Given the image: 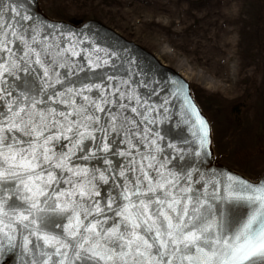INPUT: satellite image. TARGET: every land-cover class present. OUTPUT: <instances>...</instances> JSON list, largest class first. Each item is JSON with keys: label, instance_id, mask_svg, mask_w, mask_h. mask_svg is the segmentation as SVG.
I'll return each mask as SVG.
<instances>
[{"label": "snow or ice", "instance_id": "6c2138e0", "mask_svg": "<svg viewBox=\"0 0 264 264\" xmlns=\"http://www.w3.org/2000/svg\"><path fill=\"white\" fill-rule=\"evenodd\" d=\"M14 2L0 0V254L6 242L25 264H264V181L229 176L202 194L140 127L155 123L146 101L126 81L68 80L79 53L45 42ZM184 103L206 149L209 125ZM215 200L240 203L246 219L232 225Z\"/></svg>", "mask_w": 264, "mask_h": 264}, {"label": "rangeland", "instance_id": "374dc122", "mask_svg": "<svg viewBox=\"0 0 264 264\" xmlns=\"http://www.w3.org/2000/svg\"><path fill=\"white\" fill-rule=\"evenodd\" d=\"M52 19L95 20L190 86L217 163L264 173V5L258 0H38ZM236 107L239 115L236 114Z\"/></svg>", "mask_w": 264, "mask_h": 264}, {"label": "water", "instance_id": "95a60500", "mask_svg": "<svg viewBox=\"0 0 264 264\" xmlns=\"http://www.w3.org/2000/svg\"><path fill=\"white\" fill-rule=\"evenodd\" d=\"M11 7H18L22 13L30 15L42 33H51L50 36L42 37L45 42L58 44L62 49L74 47L79 53L77 56L68 53L71 61L68 67L75 73V75L70 73L68 80H75L77 83H100L103 80L105 84H120L126 81L127 85L124 87L139 95L142 101H146L144 108L152 110L148 114L155 123L142 122L140 127L143 129L147 125V128L154 130L149 135L157 139L160 147L169 154L171 162L168 167L173 171L191 172L193 180H199L194 187L200 189L202 194L204 193L202 185L207 187V193L211 195L212 186L215 185V188L220 190L222 184L226 186L229 183V176L252 184L264 181V173L257 181H251L237 171L215 161L210 124L193 98L189 84L174 70L161 64L153 54L98 21L87 20L75 25L64 20L52 19L40 10L38 0H15L11 3ZM4 15L7 17V12ZM90 60L101 64V67L93 71L89 67ZM60 71L67 70L60 69ZM21 75L23 76L24 73ZM108 76L114 77V80H108ZM39 84L40 81L37 80L36 85ZM187 98L191 99L209 125L210 143L206 149L200 148L199 140L194 134L191 118L186 112L184 103ZM144 108L140 110L144 111ZM136 119L141 120L139 116ZM140 150L147 151L143 144H140ZM94 163L97 167H103L99 162ZM216 206H219L221 213L236 227L246 219V209L240 203H220L219 200H215L212 201L213 212ZM50 219L67 225L66 219L62 220L54 214L50 215ZM54 231L60 232L61 228L55 227ZM5 249L0 254V264H25L22 249L8 248L6 242Z\"/></svg>", "mask_w": 264, "mask_h": 264}, {"label": "trees", "instance_id": "16d2710c", "mask_svg": "<svg viewBox=\"0 0 264 264\" xmlns=\"http://www.w3.org/2000/svg\"><path fill=\"white\" fill-rule=\"evenodd\" d=\"M258 2H259V4H263L264 5V0H258ZM264 7V6H263ZM264 11V10H263ZM87 21V20H86ZM84 21L82 20H80V21H74L73 23L75 24V25H78V24H81V23H83ZM72 23V22H71ZM236 114L237 115H239V111H238V108L236 107Z\"/></svg>", "mask_w": 264, "mask_h": 264}]
</instances>
